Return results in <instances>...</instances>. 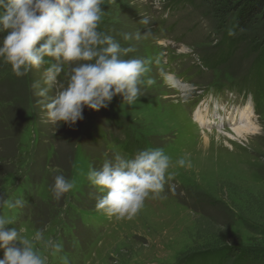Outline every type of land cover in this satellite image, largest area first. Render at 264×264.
I'll list each match as a JSON object with an SVG mask.
<instances>
[{"label": "rangeland", "instance_id": "rangeland-1", "mask_svg": "<svg viewBox=\"0 0 264 264\" xmlns=\"http://www.w3.org/2000/svg\"><path fill=\"white\" fill-rule=\"evenodd\" d=\"M102 8L98 30L135 49L125 59H150L147 75L156 83L142 87L133 105L113 98L106 109L117 125L85 107L82 121L58 127L33 88L37 81L44 86L46 65L17 77L0 62V197L24 201L0 207L13 221L8 227L28 239L44 230L60 243L58 253L34 245L47 264H187L208 244L264 249V72L257 67L263 23L230 37L229 24L214 18L206 0H105ZM138 30L146 34L140 40L123 39ZM162 71L174 80L166 84ZM65 82L61 73L49 95ZM207 103L212 113L220 110L209 127L194 116ZM243 109L252 111L257 130L238 136L234 128L243 123L230 113ZM152 147L163 148L173 163L186 156L191 167H170L164 191L150 194L131 219L97 211L101 193L88 182L89 169L114 153L131 157ZM57 174L74 181L60 200L50 191Z\"/></svg>", "mask_w": 264, "mask_h": 264}, {"label": "clouds", "instance_id": "clouds-1", "mask_svg": "<svg viewBox=\"0 0 264 264\" xmlns=\"http://www.w3.org/2000/svg\"><path fill=\"white\" fill-rule=\"evenodd\" d=\"M104 4L105 0H0V62L10 65L17 77L48 65L42 73L44 86L37 81L33 88L48 121L58 127L82 121L85 107L95 111L107 108L118 95L122 103L133 105L144 95L142 87L156 83L147 75L150 59H125L135 49L122 47L113 36L98 30ZM148 22L141 20L145 25ZM143 35L140 30L122 34L125 41L140 40ZM61 73L65 84L49 95ZM160 76L166 84L175 78L163 71ZM173 166L190 168L191 161L181 156L173 163L160 147L139 150L131 157L114 153L87 173L88 182L101 193L96 210L109 218L131 219L150 194L158 196L164 191L166 179H171L166 174ZM73 187L74 181L57 174L50 191L60 200ZM23 204L22 199L0 197V207L12 209ZM12 224L0 215V264H47V256L41 255L36 243L52 253L62 251L60 243L44 237V230H37L28 239L18 227H8Z\"/></svg>", "mask_w": 264, "mask_h": 264}, {"label": "trees", "instance_id": "trees-1", "mask_svg": "<svg viewBox=\"0 0 264 264\" xmlns=\"http://www.w3.org/2000/svg\"><path fill=\"white\" fill-rule=\"evenodd\" d=\"M206 1L214 18L221 24H229L228 33L230 31L233 33L230 37H234L245 31L257 20L261 21L264 25V0ZM258 60L257 67L264 72V48ZM263 86L264 83L260 84V87ZM0 98H2L1 92ZM86 110L88 112V108ZM100 111L104 114L105 119L109 120L110 124L117 125L118 119L116 117H109L106 108H101ZM84 117L86 118V115ZM187 261V264H227L229 262L231 264H264V249L260 250L219 243L208 244L202 251L193 253Z\"/></svg>", "mask_w": 264, "mask_h": 264}, {"label": "bare ground", "instance_id": "bare-ground-1", "mask_svg": "<svg viewBox=\"0 0 264 264\" xmlns=\"http://www.w3.org/2000/svg\"><path fill=\"white\" fill-rule=\"evenodd\" d=\"M224 108V107H222ZM247 108V107H245ZM219 109L216 110V114L212 113V109L210 108V104L207 103V104H203V106H199L197 109H196V112H195V119L198 121L200 120L201 123L203 125H206L205 127H209V126H212L213 124H215L217 121H215V119L213 118V115H217V117L219 118L220 116L218 115L219 113ZM235 112H231L230 114H232L230 117L231 119L233 118V120H236V122L238 124H241L243 123L241 126H238V127H235L234 128V132L240 136H245V134H248V133H252V132H255L257 130V123L255 122L254 120V117L251 118V115H252V111H250L249 109H243L241 110L240 112H238L237 114ZM228 116V115H227ZM236 116V117H235ZM253 116V115H252ZM236 118V119H235ZM240 118V119H239ZM207 121V123H203L202 121ZM200 121H198L197 123L201 126H203ZM222 121V120H220ZM224 122H226V119L224 118L223 119ZM235 122V121H234ZM209 123V124H208ZM236 126V124H235ZM207 140V138H205V141Z\"/></svg>", "mask_w": 264, "mask_h": 264}]
</instances>
